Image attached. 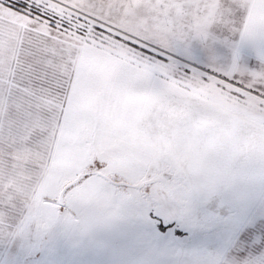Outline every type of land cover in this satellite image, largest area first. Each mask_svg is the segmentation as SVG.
<instances>
[{
	"label": "snow or ice",
	"instance_id": "6c2138e0",
	"mask_svg": "<svg viewBox=\"0 0 264 264\" xmlns=\"http://www.w3.org/2000/svg\"><path fill=\"white\" fill-rule=\"evenodd\" d=\"M0 264H264V0H0Z\"/></svg>",
	"mask_w": 264,
	"mask_h": 264
}]
</instances>
